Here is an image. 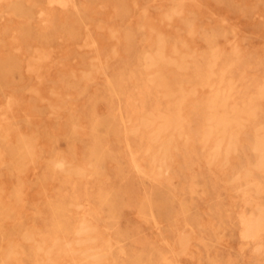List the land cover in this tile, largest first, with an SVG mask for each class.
<instances>
[{"label":"rangeland","instance_id":"rangeland-1","mask_svg":"<svg viewBox=\"0 0 264 264\" xmlns=\"http://www.w3.org/2000/svg\"><path fill=\"white\" fill-rule=\"evenodd\" d=\"M51 1L0 0V264H264V0Z\"/></svg>","mask_w":264,"mask_h":264},{"label":"bare ground","instance_id":"bare-ground-1","mask_svg":"<svg viewBox=\"0 0 264 264\" xmlns=\"http://www.w3.org/2000/svg\"><path fill=\"white\" fill-rule=\"evenodd\" d=\"M64 1H65V0H64ZM51 2H56V3L58 2L59 4H61V3L59 2V0H56V1L53 0V1H51ZM62 2H63V1H62ZM64 4L66 5V2H65ZM101 6H102V5H101ZM62 7H64V6H62ZM107 7H108V6H107ZM147 17H148V16H147ZM103 26H104V25H103ZM194 28H195V27H194ZM233 31H234V30H233ZM118 37H119V36H118ZM87 39H88V36H87ZM87 42L90 44L89 41H87ZM92 43H93V42H92ZM263 45H264V44H263ZM44 50H45V49H43V52H44ZM238 50H239V49H238ZM46 51H47V50H45V52H46ZM41 52H42V50H41ZM47 52H49V51H47ZM47 52H46V53H47ZM47 54H48V53H47ZM47 54L43 53L44 56L47 55ZM43 55L41 56L40 53H38V55H37V56H38V57H37V60H38L39 56H41V57L43 58V57H44ZM258 55H259V54H258ZM260 55H261V54H260ZM33 56H34V55H33ZM49 56H50V54H49ZM49 56L47 55V57H49ZM34 58H35V56H34ZM34 58H32V61H35V60H33ZM42 58H41V60L45 59L46 57L43 58V59H42ZM35 59H36V58H35ZM172 59H173V58H172ZM35 62H36V61H35ZM37 62L39 63V60H38ZM28 64H29V63H28ZM30 64H31V63H30ZM35 64H36V63H33V65L36 67ZM37 65H38V64H37ZM28 66H30V65H28ZM31 69H35V68H31ZM38 70H39V68H38ZM36 71H37V70H36ZM33 72H35V70H33ZM37 72H38V71H37ZM39 72H40V71H39ZM46 73H47V71H46ZM39 75L41 76L40 73H39ZM42 75H43V74H42ZM40 76H39V77H40ZM37 77H38V73H37ZM47 77H48V76H47ZM41 78H42V76H41ZM146 78H147V77H146ZM42 80H43V79H41V81H42ZM32 86H33V85H32ZM32 86H31V87H32ZM37 89H38V88H37ZM39 90H40V89H39ZM28 91H29V90H28ZM39 92H41V91H39ZM40 95H41V94H40ZM62 96H63V95H62ZM42 98H43V97H42ZM48 99H49V98H48ZM10 103H11V102H10ZM54 109H55V108H54ZM9 121H10V120H9ZM2 127H3V126H2ZM97 130H98V129H97ZM4 131H5V130H4ZM9 131H10V129H9ZM9 131H8V132H9ZM8 134H9V133H8ZM178 134H179V133H178ZM8 137H9V136H8ZM234 143H235V142H234ZM231 150H232V149H231ZM261 155H262V154H261ZM257 161H258V160H257ZM71 163H72V162H71ZM256 190H257V189H256ZM251 200H252V199H251ZM259 212H260V211H259ZM219 225H220V224H219ZM254 227H255V226H254ZM219 233H220V232H219ZM220 234H221V233H220ZM216 238H217V237H216ZM240 241H241V240H240ZM240 241H239V242H240ZM211 242H213V241H211ZM240 244H241V243H240ZM257 245H258V244H257ZM245 254H246V253H245Z\"/></svg>","mask_w":264,"mask_h":264}]
</instances>
